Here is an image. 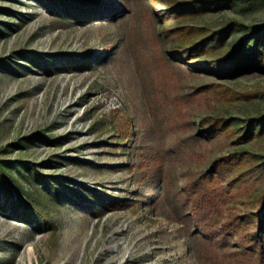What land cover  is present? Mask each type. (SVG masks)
<instances>
[{
  "label": "rangeland",
  "instance_id": "374dc122",
  "mask_svg": "<svg viewBox=\"0 0 264 264\" xmlns=\"http://www.w3.org/2000/svg\"><path fill=\"white\" fill-rule=\"evenodd\" d=\"M174 1L0 0V264H216L187 184L236 153L264 165V132L245 139L264 118V74L196 69L211 57L175 59L185 46L167 28L232 25V51L264 25V0L189 15ZM211 117L232 135L205 139ZM261 174L227 206L250 214ZM20 199L52 224L16 217Z\"/></svg>",
  "mask_w": 264,
  "mask_h": 264
},
{
  "label": "trees",
  "instance_id": "16d2710c",
  "mask_svg": "<svg viewBox=\"0 0 264 264\" xmlns=\"http://www.w3.org/2000/svg\"><path fill=\"white\" fill-rule=\"evenodd\" d=\"M156 1L153 0L154 3ZM256 1L259 0H247L242 3L249 7L250 2L255 3ZM235 3V0H190L189 2L175 0L173 11L176 14L189 15L220 10ZM169 17L165 16L164 19H169ZM173 23L175 22H169L167 33L171 35L176 32L180 46L184 45V50L187 51L173 53L172 56L175 59L185 60L186 56L193 57L197 52L202 51L211 57V61L204 60L193 64L201 71L228 77L245 73L253 68L264 74V25L251 27V32H245L243 39L231 51L230 49L225 50V44H227L228 36L238 30L232 25L219 31L205 27H180L173 31L170 28ZM214 87V85L210 86L208 90H216ZM231 94L235 96V99L247 97L238 92H231ZM177 99L178 105L186 103L183 96L178 95ZM188 102L191 103V100ZM201 123L199 133L203 134L205 139L215 140L224 134L232 135L230 122L227 123L223 119L211 117ZM249 126L250 130L245 137L247 140L254 138L255 130L257 134L264 132V118L251 121ZM196 139V135L188 136L180 140L179 145L181 148L188 147ZM252 159L253 157H249L246 153L223 157L211 166L209 172L187 184L189 191V202L187 203H192L189 217H192L195 226L198 227V234L209 238L210 241L206 246L211 248H207V252L214 251L213 261L216 264L224 263L220 257L229 259L231 264H264V193L260 196L258 204L253 206L250 214L241 216L233 206H227L239 196L240 191L245 192L251 183L261 182L260 176L264 173V165L252 166ZM2 177L6 192L11 194L10 183L3 175ZM26 203L20 199L18 205L23 207L22 212L17 204V207L12 209L16 217L25 220L35 218L41 226L52 224L48 215L36 213ZM234 239L237 241L234 243L235 251L222 252L220 255L221 249L229 248L230 241Z\"/></svg>",
  "mask_w": 264,
  "mask_h": 264
}]
</instances>
